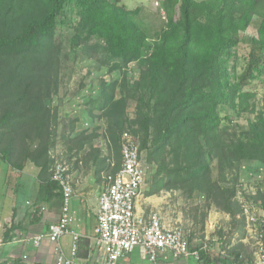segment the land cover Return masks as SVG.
<instances>
[{"label":"trees","instance_id":"obj_1","mask_svg":"<svg viewBox=\"0 0 264 264\" xmlns=\"http://www.w3.org/2000/svg\"><path fill=\"white\" fill-rule=\"evenodd\" d=\"M161 3L167 17L153 28L141 17L143 7L128 8L121 0H0V158L19 170L32 161L40 168L39 199L63 202L50 171L58 112L47 100L59 88L60 32L72 27L75 47L103 42L116 59L113 70L142 62L134 122L141 151L147 149L148 161L157 164L149 194L205 187L213 203L245 226L235 199L238 174L224 186L213 180L210 160H217L223 176L245 160L264 165V96L256 117L239 131L223 125L231 119L222 112L257 111V94L246 87L264 76V0ZM256 18L257 35H242ZM243 43L246 65L238 73ZM113 98L108 95L103 108L121 102ZM17 142L24 148L14 161ZM253 197L264 207V196ZM239 255L233 251L230 257L236 263ZM201 258L215 264L203 250Z\"/></svg>","mask_w":264,"mask_h":264},{"label":"rangeland","instance_id":"obj_2","mask_svg":"<svg viewBox=\"0 0 264 264\" xmlns=\"http://www.w3.org/2000/svg\"><path fill=\"white\" fill-rule=\"evenodd\" d=\"M161 1L121 0V3L128 8L143 7L141 17L144 23L159 28L167 17ZM257 26L258 18L242 35H257ZM74 34L75 30L66 26L60 32L59 88L47 100V104L58 112V121L54 129L56 144L50 152L54 159L52 166L56 161H62L72 169L79 168L86 175L94 174L101 179L105 171L114 167V164L115 166L120 164V136L123 131H131L141 142V135L136 132L139 126L134 122L136 118L134 89L140 77L142 62L138 59L126 67L113 70L116 59L106 53L103 42L92 41L75 47ZM238 49L240 57L237 72L240 73L246 65L244 55L248 52L247 44L243 43ZM112 84H115V88ZM246 88L257 94L256 99L252 100L257 103V111L239 113L233 109H222L223 115H228L231 119L230 123L226 121L223 125H229L231 130L239 131L245 128L249 120L254 119L262 108L260 101L264 96V76L251 81ZM108 95H114V102H121L116 105L111 103L103 108ZM84 136L87 140L83 139ZM17 144L20 149L13 154L14 161L20 160V150L24 148V144L20 142ZM4 146L5 143L1 144L0 150ZM142 155L147 164V185L140 205L145 213L158 210L168 226L183 228L191 236V246L200 248L205 246L208 253L212 254L215 264L227 262L241 264L243 259L240 257L236 263L232 261L230 254L232 255L233 251L244 258L251 257L253 246L251 240L247 238L246 227L213 203L205 187L193 193L175 188L150 195L157 164L148 161L147 149L142 151ZM1 164L7 168L4 161H1ZM210 164L213 180L228 186L229 183H234V178L238 174L236 181L238 193L242 191L247 196L258 194L260 198L264 196L262 163L245 160L239 170H226L224 176L221 175L217 160H210ZM235 199L239 203L237 196ZM137 250L139 251L138 248ZM136 260H132L131 263L154 264L149 260H141L140 263ZM160 262L157 264H161ZM184 262L185 258L180 257L178 264H187Z\"/></svg>","mask_w":264,"mask_h":264},{"label":"built area","instance_id":"obj_3","mask_svg":"<svg viewBox=\"0 0 264 264\" xmlns=\"http://www.w3.org/2000/svg\"><path fill=\"white\" fill-rule=\"evenodd\" d=\"M120 139L121 164L117 169H114V164L102 175L92 260L86 262L78 258L79 234L74 233L69 253L58 251L56 264H94L98 260L100 264H124L123 259L137 248L143 260L154 264L160 260L177 262L180 257L203 264L201 250L208 253L205 246L192 247L189 234L181 227L168 226L158 210L148 214L141 209L140 201L147 185V164L137 136L125 130ZM51 176L63 191L61 214L59 220L52 223L47 231L25 238L24 241L36 248L45 239L59 243L74 221L71 201L76 188L72 167L56 161L51 167ZM237 197L242 208L239 217L244 219L247 238L253 246L251 257L239 256L243 259L241 264H264L262 202L253 195H244L242 191H239Z\"/></svg>","mask_w":264,"mask_h":264},{"label":"crops","instance_id":"obj_4","mask_svg":"<svg viewBox=\"0 0 264 264\" xmlns=\"http://www.w3.org/2000/svg\"><path fill=\"white\" fill-rule=\"evenodd\" d=\"M1 161L4 160L0 158V264H56L58 251L69 253L74 233L79 234L78 258L81 261H91L102 178L94 174L86 175L79 168L72 169L76 193L71 201L74 221L70 230L61 237L59 243L45 239L36 248L24 241L25 238L47 231L52 223L59 220L62 200L39 199L40 168L32 161H26L22 170L13 168L6 161L7 168H4ZM136 250L123 259L124 264H132L134 259H137V263L143 261L139 258L140 252ZM207 255L213 260L212 254ZM170 262L178 264L179 260ZM185 262L202 264L190 259H185ZM160 263L169 264L168 261ZM212 263H215L214 260ZM94 264H100L99 260Z\"/></svg>","mask_w":264,"mask_h":264}]
</instances>
